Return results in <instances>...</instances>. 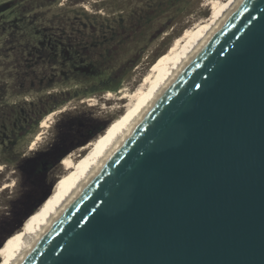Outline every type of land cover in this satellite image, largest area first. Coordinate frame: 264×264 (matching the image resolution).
<instances>
[{
    "label": "water",
    "instance_id": "95a60500",
    "mask_svg": "<svg viewBox=\"0 0 264 264\" xmlns=\"http://www.w3.org/2000/svg\"><path fill=\"white\" fill-rule=\"evenodd\" d=\"M10 264H264V0L231 1Z\"/></svg>",
    "mask_w": 264,
    "mask_h": 264
},
{
    "label": "rangeland",
    "instance_id": "374dc122",
    "mask_svg": "<svg viewBox=\"0 0 264 264\" xmlns=\"http://www.w3.org/2000/svg\"><path fill=\"white\" fill-rule=\"evenodd\" d=\"M112 1L45 0L41 7L24 8V17L34 20L29 31L38 27L63 31L65 26L59 24L60 19L78 17L76 29L102 39L104 47L101 54L99 50L88 54L95 63H101L100 71L61 79L36 92L35 89L28 91L29 101L35 102L39 111L50 109L45 96L47 89L55 93V105L49 111L54 114L48 126L40 125L46 112L33 132L24 128L17 133V116L14 115L17 112L9 111L11 117L7 118L0 110V124L8 122L5 137L0 128V247L58 191L65 174L62 156L96 139L114 120L136 106L138 101H132L131 95L175 37L212 13L211 0H153V20L150 21V7L132 1L130 7L119 11L118 3ZM141 15L147 18L142 21ZM1 26L0 21V29ZM28 111L20 115V119L26 117L25 122L38 115L36 110V115L30 117ZM38 134L40 139L33 145ZM86 154L82 152L77 159Z\"/></svg>",
    "mask_w": 264,
    "mask_h": 264
},
{
    "label": "flooded vegetation",
    "instance_id": "af4514ba",
    "mask_svg": "<svg viewBox=\"0 0 264 264\" xmlns=\"http://www.w3.org/2000/svg\"><path fill=\"white\" fill-rule=\"evenodd\" d=\"M48 1L57 2L58 0ZM132 1L150 7L149 19L153 20V0H113L112 2L118 3L119 11H122L121 8L130 7ZM44 2L45 0L0 1L2 24L0 29V110L6 114L7 118L11 117L9 111L17 112L14 114L17 116L15 122L17 133H21L24 128L28 132H33L40 117L46 112L49 114L55 105V93L47 89L45 96L46 101L50 103V109L39 111L36 103L29 101L28 91L35 89L36 92L42 86H51L61 79L83 77L100 71L101 67V63H95L96 60L89 58L88 54L97 50L101 54L104 42L92 33L79 32V29L75 27L78 17L60 19L59 24L65 26L63 31H47L44 27H38L33 31L28 30L34 20L24 17V8L41 7ZM146 18L147 15L139 17L143 19L142 21ZM66 28L68 31L65 30ZM9 97L15 99L9 100ZM28 103L35 106L28 107L25 105ZM25 106L31 112L30 117L36 115L38 110V115L28 120V123L25 122L26 117L20 119V115L26 110ZM7 124H0L4 137L5 130L8 128Z\"/></svg>",
    "mask_w": 264,
    "mask_h": 264
},
{
    "label": "bare ground",
    "instance_id": "6f19581e",
    "mask_svg": "<svg viewBox=\"0 0 264 264\" xmlns=\"http://www.w3.org/2000/svg\"><path fill=\"white\" fill-rule=\"evenodd\" d=\"M232 0H211L212 13L205 20L196 22L194 26L188 27L185 31L175 37L171 46L161 58L156 61L151 69L145 74L136 91L131 95V100L138 101L126 115L114 120L105 132L93 141L82 145L78 150L62 156L61 163L65 174L59 182L58 191L47 198L20 227L19 231L8 239L7 243L0 247V257L3 258L0 264H10L24 247L27 241L34 237L35 233L44 226L47 218L53 214L55 209L63 206L66 196L74 190H78L84 177L91 169L94 161L106 150L112 139L121 131L126 123L134 116L137 109L143 105L156 86L165 81L176 65L183 61L190 49L200 40L210 25L216 22L223 11L229 6ZM54 113H49L41 121V126H48V122ZM37 135L35 142L40 139ZM32 145V148H33ZM87 152L82 158L77 159L81 153ZM80 153V154H79Z\"/></svg>",
    "mask_w": 264,
    "mask_h": 264
},
{
    "label": "trees",
    "instance_id": "16d2710c",
    "mask_svg": "<svg viewBox=\"0 0 264 264\" xmlns=\"http://www.w3.org/2000/svg\"><path fill=\"white\" fill-rule=\"evenodd\" d=\"M43 200H44V199H43ZM40 203H41V202H40ZM40 203H39V204H40Z\"/></svg>",
    "mask_w": 264,
    "mask_h": 264
}]
</instances>
